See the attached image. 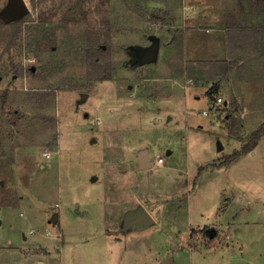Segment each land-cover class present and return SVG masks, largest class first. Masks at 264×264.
<instances>
[{
    "label": "rangeland",
    "instance_id": "1",
    "mask_svg": "<svg viewBox=\"0 0 264 264\" xmlns=\"http://www.w3.org/2000/svg\"><path fill=\"white\" fill-rule=\"evenodd\" d=\"M25 2L0 26V264H264V137L219 165L263 119L264 29L245 27L264 15L249 0L201 22L199 0ZM224 22L210 48L220 35L205 28ZM150 34L156 61L130 64ZM237 37L259 43L255 63L245 52L237 72L204 63ZM136 205L154 224L123 229Z\"/></svg>",
    "mask_w": 264,
    "mask_h": 264
},
{
    "label": "crops",
    "instance_id": "2",
    "mask_svg": "<svg viewBox=\"0 0 264 264\" xmlns=\"http://www.w3.org/2000/svg\"><path fill=\"white\" fill-rule=\"evenodd\" d=\"M221 0H199V2H198V5H200L199 7H200V9H198V11L196 12V13H194V17L192 18L193 20H197L198 22H201V21H203V20H205V19H208V18H210V17H219V16H217L216 14H214V12H215V10L214 11H212L211 10V7L212 6H215L216 7V5H218V8H219V11L220 12H218V15H220V16H222V17H224V18H226V17H228L227 15H229V14H231L230 16H240L242 13L241 12H239V6H236L235 7V9H231V7L232 6H230V3H231V0H222L221 2H220ZM224 3H225V5H224ZM249 3H250V5L252 4L251 3V0H249ZM251 12H252V10H251ZM250 12V13H251ZM227 13V15H225ZM249 13V16H253L252 14H250ZM225 15V16H224ZM247 16V15H246ZM254 16H256V15H254ZM264 16H262V17H259V18H257L256 20H254V22L253 23H251V25H249V26H246L245 27V29H247V28H249V29H254V28H256V29H264V24L262 23V18H263ZM225 20V19H224ZM206 21V20H205ZM225 23L226 22H224V25H223V27H214V28H205V29H213V30H216V29H218V31H216V35H220L219 36V44L214 40V38H210V42H211V47L210 48H217L219 45H221V36H223V38L225 37V35H226V33H227V29H231L229 26H227V25H225ZM228 24H230V22H228ZM261 25V26H260ZM252 26V27H251ZM260 26V27H259ZM209 27H210V25H209ZM233 30H237V29H233ZM215 32V31H214ZM213 32V33H214ZM206 34H208V33H206ZM232 40H234V38H232ZM262 41H263V45H264V39H261ZM249 42H250V39H249ZM253 45V46H252ZM254 49H257V50H259V43L257 44V45H254V44H250V43H246V42H244L240 37L238 38L237 37V41H235L234 43H232L231 42V45H230V47H229V54L227 55V56H225V57H221V58H217V59H214L213 57H208L207 59H203V61L204 62H206V61H225V62H228V64H229V67H231V69H234L235 70V72H237V68L239 67V66H241V64L239 63L240 62V60L242 59V52H245V54L247 55V54H251V59H252V62L253 63H255L254 62V57H253V50ZM261 50H262V48L260 47V50H259V52L257 53V57L258 58H260V61H261V57H263V55H264V52L262 53L261 52ZM241 52V54H238V53H240ZM238 55V56H237ZM249 58H250V56H247L246 57V61H247V64H248V60H249ZM247 64H246V66H247ZM230 69V70H231ZM243 70H244V72H245V70H246V67H245V69H244V66H243V68H242ZM246 73V72H245ZM252 76H253V73H252ZM252 76H249V75H247L246 76V81L247 82H251V83H253L254 82V80H250L251 79V77ZM259 86H260V84L259 83H257V88H259ZM248 87H252V88H255V89H257L255 86H249L248 85ZM254 98L256 99V100H254ZM250 99H251V101L252 102H250L249 103V105L250 106H256V105H261V101H260V99H259V97H258V95H255V94H250ZM263 113V115H264V111L262 112ZM264 137V136H263ZM262 138V137H261ZM260 138V139H261ZM259 139V140H260ZM1 141V140H0ZM259 142V141H258ZM258 144V143H257ZM2 145V144H1ZM0 145V155H2V157L3 156H5V154H4V151H3V148H2V146ZM256 147V146H255ZM46 150V149H45ZM44 150V151H45ZM140 150H145L147 153H148V148H143V147H141V148H138L137 149V151H136V154H135V157H136V165H137V163H138V157H137V154H138V152L140 151ZM44 151H42V156H44L43 155V152ZM46 151H48L49 152V150H46ZM46 157V156H45ZM97 178L98 177H96V178H94V180H97ZM93 180V181H94ZM139 205H136V206H133V207H131V208H128V210L129 209H134L135 207H138ZM127 210V211H128ZM125 211H126V209L124 210V212H123V214H122V218H121V221H120V223H122V220H123V217H124V214H125ZM55 214H57V213H54L53 215H55ZM53 215H52V218H53ZM58 216V215H57ZM52 218H51V221H49V222H51V224H54V223H52ZM154 224V222H152L150 225L152 226ZM210 227H214V229H215V231L216 230H218V229H216V226L215 225H213V226H211V225H209ZM207 228H209L208 226H207ZM206 228V229H207ZM144 230H146V229H144ZM216 233L217 232H215V235H216ZM213 236V237H216V236ZM51 246V243H49V244H47V248L48 249H51L52 247H50Z\"/></svg>",
    "mask_w": 264,
    "mask_h": 264
},
{
    "label": "water",
    "instance_id": "3",
    "mask_svg": "<svg viewBox=\"0 0 264 264\" xmlns=\"http://www.w3.org/2000/svg\"><path fill=\"white\" fill-rule=\"evenodd\" d=\"M28 12V6L25 0H7L6 5L0 11V17L4 23H10L21 19ZM150 41L147 45H132L129 46V50L132 54V59L129 60L130 64L142 65L146 63L155 62L158 56L159 50V37L155 34L148 35ZM86 94L82 93L80 100L85 99ZM222 145L218 142V149H222ZM138 163L140 168H146L150 165L149 155L145 150H140L137 154ZM57 214L53 215L52 223H55ZM152 217L142 206H138L134 209H129L125 212L122 224L123 229L133 227L137 229H145L152 223ZM210 238L215 235L214 227L206 229Z\"/></svg>",
    "mask_w": 264,
    "mask_h": 264
},
{
    "label": "trees",
    "instance_id": "4",
    "mask_svg": "<svg viewBox=\"0 0 264 264\" xmlns=\"http://www.w3.org/2000/svg\"><path fill=\"white\" fill-rule=\"evenodd\" d=\"M35 3H42L46 0H31ZM251 3L255 6V8L258 10L260 14L264 15V0H251ZM20 20V19H19ZM18 21V20H17ZM2 24H5L2 18L0 17V26ZM204 63H209L210 65H216L218 68H224V72H227L230 67L228 62L225 61H206ZM107 71V69L105 68ZM108 78V73L102 77V79ZM5 102V94L0 97V110L3 107V104ZM264 136V115L262 121L248 134L247 141L242 145L241 148L235 149L231 154L226 155L222 158V161H220L219 165L223 163H228L238 157L241 153H245L248 151H251L254 149V147L257 145L259 139Z\"/></svg>",
    "mask_w": 264,
    "mask_h": 264
},
{
    "label": "built area",
    "instance_id": "5",
    "mask_svg": "<svg viewBox=\"0 0 264 264\" xmlns=\"http://www.w3.org/2000/svg\"><path fill=\"white\" fill-rule=\"evenodd\" d=\"M221 100H222V99H221L220 97H217V101H221ZM201 113H202L203 115H206V114H207V111H206V110H203V111H201ZM43 155L46 156V157H48V156H49V152L45 150V151L43 152ZM162 162H163V158L160 157V156H157L156 163L159 164V163H162Z\"/></svg>",
    "mask_w": 264,
    "mask_h": 264
}]
</instances>
